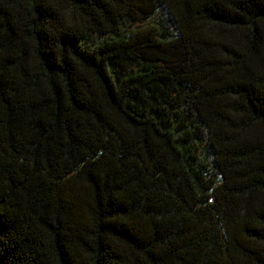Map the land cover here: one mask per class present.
<instances>
[{
    "label": "trees",
    "instance_id": "16d2710c",
    "mask_svg": "<svg viewBox=\"0 0 264 264\" xmlns=\"http://www.w3.org/2000/svg\"><path fill=\"white\" fill-rule=\"evenodd\" d=\"M0 264H264V0H0Z\"/></svg>",
    "mask_w": 264,
    "mask_h": 264
}]
</instances>
